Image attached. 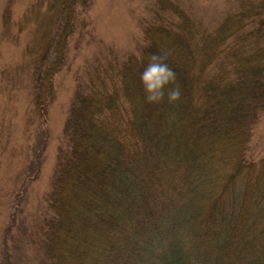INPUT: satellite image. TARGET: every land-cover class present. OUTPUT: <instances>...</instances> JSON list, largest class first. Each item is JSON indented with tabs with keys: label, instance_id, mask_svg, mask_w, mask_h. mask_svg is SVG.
<instances>
[{
	"label": "trees",
	"instance_id": "trees-1",
	"mask_svg": "<svg viewBox=\"0 0 264 264\" xmlns=\"http://www.w3.org/2000/svg\"><path fill=\"white\" fill-rule=\"evenodd\" d=\"M227 1L208 26L183 0H153L142 49L96 69L94 59L81 107L113 142L93 143L84 121L72 130L46 195L61 203L51 211L58 226L48 231L50 217H40L43 231L21 256L6 249L5 225L0 264H264V159L249 154L264 110V0ZM63 3L65 25L23 47L27 61L32 46L40 50L31 70L52 46L65 57L77 9ZM153 52L167 53L176 72L173 104L146 103L141 85L129 82ZM43 68L32 102L40 124L60 63Z\"/></svg>",
	"mask_w": 264,
	"mask_h": 264
},
{
	"label": "rangeland",
	"instance_id": "rangeland-1",
	"mask_svg": "<svg viewBox=\"0 0 264 264\" xmlns=\"http://www.w3.org/2000/svg\"><path fill=\"white\" fill-rule=\"evenodd\" d=\"M64 1L0 0V231L8 226L5 246L14 255L31 253L32 239H37L35 232L43 231L39 224L44 214L50 217L48 231L58 226L51 211L54 207L60 208L61 203L55 194L46 195L56 160L59 154L64 158L61 155L68 148L72 130L84 121L83 128H91L93 143L105 140L112 144L111 139L98 134L93 116L85 115L86 110L81 107L82 81L94 59L96 69L100 63L121 62L126 59L127 52L142 49V26L147 24L145 19L153 3V0H71L74 10L79 12L76 11L75 31L69 38L64 59L62 50L54 53L53 46L49 52L45 48V60L38 61L31 70L30 59L40 50L32 46L31 51H27L30 58L27 61L23 47L28 42L39 43L40 37L45 42L59 22L65 25L61 22L63 13L60 10ZM183 2L193 16L208 26L216 24L230 5L227 0ZM84 9L86 12L82 14ZM104 48L111 52L110 56L106 57L108 52ZM49 60L59 62L60 68L54 73L44 122L40 124L32 102L39 94L43 67ZM135 78L129 82L139 87L140 79ZM48 87L46 83L43 88ZM39 101L40 97L36 103ZM249 142V154L264 159V110L253 127ZM86 162L99 168L94 159L87 158ZM15 201L16 209H12ZM12 220H16L15 225H10Z\"/></svg>",
	"mask_w": 264,
	"mask_h": 264
},
{
	"label": "clouds",
	"instance_id": "clouds-1",
	"mask_svg": "<svg viewBox=\"0 0 264 264\" xmlns=\"http://www.w3.org/2000/svg\"><path fill=\"white\" fill-rule=\"evenodd\" d=\"M167 53L153 52L139 74L146 103L155 104L167 100L169 104L177 102L181 97V88L176 72L166 62Z\"/></svg>",
	"mask_w": 264,
	"mask_h": 264
}]
</instances>
